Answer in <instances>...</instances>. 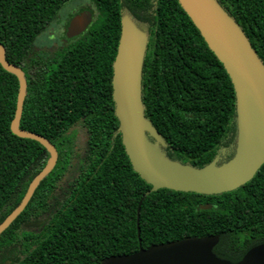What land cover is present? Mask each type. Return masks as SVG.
I'll use <instances>...</instances> for the list:
<instances>
[{
	"label": "trees",
	"instance_id": "trees-1",
	"mask_svg": "<svg viewBox=\"0 0 264 264\" xmlns=\"http://www.w3.org/2000/svg\"><path fill=\"white\" fill-rule=\"evenodd\" d=\"M68 1L0 0L5 58L27 79L19 126L59 152L53 170L0 234V264H100L112 255L208 235L219 236L213 249L219 257L236 261L264 243V164L232 191L160 188L145 196L152 185L134 170L123 144L112 77L122 17L129 14L148 35L144 115L165 140L167 156L203 167L236 153L232 80L179 0H92L96 19L47 59L32 58L30 73L32 44ZM217 1L264 62V0ZM19 89L17 75L0 63V224L50 157L41 142L11 129ZM79 126L86 134L81 149L75 146ZM207 203L212 206L203 208ZM32 221L42 223L27 227Z\"/></svg>",
	"mask_w": 264,
	"mask_h": 264
},
{
	"label": "water",
	"instance_id": "water-1",
	"mask_svg": "<svg viewBox=\"0 0 264 264\" xmlns=\"http://www.w3.org/2000/svg\"><path fill=\"white\" fill-rule=\"evenodd\" d=\"M179 3L232 80L237 101V148L229 161L217 164L216 158L203 167L172 160L167 156L162 149V146H166L165 140L144 115L142 71L148 35L129 14H125L113 63V99L119 131L132 166L152 185L145 196L160 188L202 194L232 191L250 181L264 164V62L243 29L217 0H179ZM92 19L90 11L75 15L69 22L67 38L71 40L82 34ZM0 63L15 73L20 82L12 131L21 137L38 140L50 153L47 164L34 177L19 205L0 224L1 234L23 211L41 181L53 170L59 152L47 138L20 128L27 79L20 66L6 60L5 48L1 43ZM211 206L210 203L202 205L203 208ZM41 223L32 221L26 225L38 227ZM137 223L140 235L139 218ZM218 242V235L183 238L153 244L129 254L112 255L100 264H232L213 251ZM240 264H264V243L250 248Z\"/></svg>",
	"mask_w": 264,
	"mask_h": 264
},
{
	"label": "rangeland",
	"instance_id": "rangeland-1",
	"mask_svg": "<svg viewBox=\"0 0 264 264\" xmlns=\"http://www.w3.org/2000/svg\"><path fill=\"white\" fill-rule=\"evenodd\" d=\"M79 7L91 8L95 14L98 15L99 10L97 5L92 0H69L66 2L62 8L59 10V20H53L46 29L36 38L34 43V51H39L44 57L52 55L56 50V42L51 41L48 37L54 35V38L60 37L63 35L65 26L63 21L69 15L73 9H78ZM59 42V41H58ZM76 137H75V146L78 149H81L84 145L86 138L85 130L82 127H76Z\"/></svg>",
	"mask_w": 264,
	"mask_h": 264
},
{
	"label": "flooded vegetation",
	"instance_id": "flooded-vegetation-1",
	"mask_svg": "<svg viewBox=\"0 0 264 264\" xmlns=\"http://www.w3.org/2000/svg\"><path fill=\"white\" fill-rule=\"evenodd\" d=\"M88 11H90L91 13H92V17H93V19H92V22L96 19V17L98 16L97 14H95V12L91 9V8H84V7H79L78 9H73L70 13H69V15L66 17V19L63 21V23H64V26H65V30H64V33H63V35H61L60 37H57V38H54V35H50L48 38L51 40V41H57L56 42V50L54 51V52H57L58 50H60L61 48H63L64 47V45H67L68 43H70L71 41H76L80 36H81V34L78 36V37H76V38H73V39H71V40H69L68 38H67V28H68V25H69V22H70V20L75 16V15H77V14H80V13H82V12H88ZM59 14H58V16L55 18L56 20H59ZM54 19V20H55ZM91 22V23H92ZM36 40V39H35ZM59 41V42H58ZM35 43V42H34ZM34 43L32 44V46H31V48H30V51H29V53H28V59H27V62H28V64H29V72L31 73L34 69H35V66L34 65H31V59L32 58H35V59H37L38 61H42V59L43 60H45V59H47L50 55H48V56H46V57H44L42 54H40L39 53V51H34V49H33V47H34ZM217 245V244H216ZM243 256L244 255H242V257L241 258H238V260H236V261H233V260H231V259H229V258H224V259H227V260H229L232 264H240V262L242 261V258H243ZM233 258H236V257H233Z\"/></svg>",
	"mask_w": 264,
	"mask_h": 264
}]
</instances>
